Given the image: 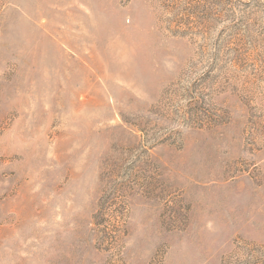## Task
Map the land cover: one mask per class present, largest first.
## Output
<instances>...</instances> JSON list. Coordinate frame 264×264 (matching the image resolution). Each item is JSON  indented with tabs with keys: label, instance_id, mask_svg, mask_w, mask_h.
I'll list each match as a JSON object with an SVG mask.
<instances>
[{
	"label": "rangeland",
	"instance_id": "obj_1",
	"mask_svg": "<svg viewBox=\"0 0 264 264\" xmlns=\"http://www.w3.org/2000/svg\"><path fill=\"white\" fill-rule=\"evenodd\" d=\"M0 264H264V0H0Z\"/></svg>",
	"mask_w": 264,
	"mask_h": 264
}]
</instances>
